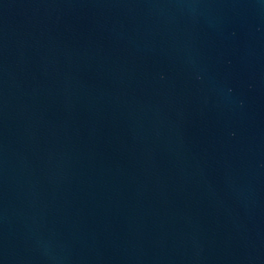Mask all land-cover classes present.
I'll return each instance as SVG.
<instances>
[{"label": "water", "instance_id": "obj_1", "mask_svg": "<svg viewBox=\"0 0 264 264\" xmlns=\"http://www.w3.org/2000/svg\"><path fill=\"white\" fill-rule=\"evenodd\" d=\"M0 264H264V0H0Z\"/></svg>", "mask_w": 264, "mask_h": 264}]
</instances>
